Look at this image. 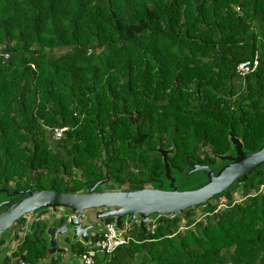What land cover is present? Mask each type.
I'll return each instance as SVG.
<instances>
[{
	"label": "trees",
	"instance_id": "1",
	"mask_svg": "<svg viewBox=\"0 0 264 264\" xmlns=\"http://www.w3.org/2000/svg\"><path fill=\"white\" fill-rule=\"evenodd\" d=\"M230 132L249 152L264 144V0H0V188L78 193L105 170L144 186L164 176L159 147L173 149L182 175L188 157L216 166ZM261 186L263 170L240 186L243 202L232 199L237 187L220 196L224 210L203 208L206 222L187 210L143 233L134 225L130 242L95 264H264ZM47 226L4 264H37Z\"/></svg>",
	"mask_w": 264,
	"mask_h": 264
},
{
	"label": "water",
	"instance_id": "2",
	"mask_svg": "<svg viewBox=\"0 0 264 264\" xmlns=\"http://www.w3.org/2000/svg\"><path fill=\"white\" fill-rule=\"evenodd\" d=\"M229 140L232 150L218 156L216 166H200L188 157V170L182 175L172 173L168 159L173 149L159 147L165 173L147 186L116 183L110 171L105 170L102 180L78 193L69 189L63 193L39 190L34 186L25 191L0 188V241L6 240L0 264L18 251L26 237L33 238L38 224L48 223L43 233L47 248L37 264H54L57 259L58 264H84L81 257L73 254L72 246L80 243L89 251H97L92 238L105 232L108 219H113L118 237L124 239L134 225L143 233L147 228L166 226L184 217L187 210L208 207L211 200L249 183L259 171H264V144L258 151L249 152L232 132ZM193 175L201 180L185 189L177 183L178 179Z\"/></svg>",
	"mask_w": 264,
	"mask_h": 264
},
{
	"label": "built area",
	"instance_id": "3",
	"mask_svg": "<svg viewBox=\"0 0 264 264\" xmlns=\"http://www.w3.org/2000/svg\"><path fill=\"white\" fill-rule=\"evenodd\" d=\"M258 66V60L248 61L241 64L237 69V76L242 80H245L249 75H251ZM63 130L55 131V138L60 140L62 138ZM105 232L101 235L102 240L97 242L98 250L88 251L84 254L81 259L84 264H95V258L98 255H112L119 247L126 245L130 242L131 238L124 239L118 237V232L116 226L113 222L107 223L104 227ZM18 264H26L20 261Z\"/></svg>",
	"mask_w": 264,
	"mask_h": 264
},
{
	"label": "rangeland",
	"instance_id": "4",
	"mask_svg": "<svg viewBox=\"0 0 264 264\" xmlns=\"http://www.w3.org/2000/svg\"><path fill=\"white\" fill-rule=\"evenodd\" d=\"M232 102L235 103V99H233ZM202 151H206V152L208 151V152H210L209 151V148H207L205 150H202ZM198 180L199 179H195L194 182H197ZM190 182L193 183V180L192 181H187V182H182V184H189ZM258 182H259V179L257 180L256 184H258ZM166 183L169 186V182L166 181ZM192 185H194V184H192ZM11 186L14 187L15 185L12 184ZM187 186L184 185L185 188ZM181 187H183V185H181ZM260 191L264 195V186H261L260 187ZM252 194H254V193H252ZM232 199H233L234 203H236V204L237 203H241V202H243L246 199V197L244 196V191H243V188L242 187H239L235 191L232 192ZM210 204L217 205L218 206V211L219 210L222 211V210H224L227 207V202H226V199L225 198H216V199H213V200L210 201ZM192 211H193V215H194L193 216V219L195 221H197V222H206V213L203 211V208L202 207L195 208ZM179 227H180V231L181 232H184L186 230V221H182L180 223ZM232 251L233 250H230L229 253H231ZM73 254L76 255L75 253H73Z\"/></svg>",
	"mask_w": 264,
	"mask_h": 264
},
{
	"label": "flooded vegetation",
	"instance_id": "5",
	"mask_svg": "<svg viewBox=\"0 0 264 264\" xmlns=\"http://www.w3.org/2000/svg\"><path fill=\"white\" fill-rule=\"evenodd\" d=\"M137 170H139V169H137ZM115 171H116V170H114V172H115ZM133 171H136L135 168H133ZM136 172L138 173V171H136ZM113 179L116 180L115 178H113ZM126 182H130L129 178H127V179L125 180V183H126ZM150 184H151V181H150V182H146V183H144V184H139V185L147 186V185H150ZM128 231H129V230H128ZM126 233H127V232H126ZM126 233H125V234H126ZM100 236H101V235H100ZM96 244H97V243H96ZM88 251H89V250H88ZM82 256H83V255H82ZM82 256H81V257H82Z\"/></svg>",
	"mask_w": 264,
	"mask_h": 264
},
{
	"label": "crops",
	"instance_id": "6",
	"mask_svg": "<svg viewBox=\"0 0 264 264\" xmlns=\"http://www.w3.org/2000/svg\"><path fill=\"white\" fill-rule=\"evenodd\" d=\"M23 262V261H22Z\"/></svg>",
	"mask_w": 264,
	"mask_h": 264
}]
</instances>
